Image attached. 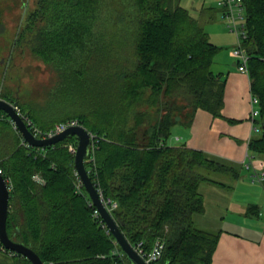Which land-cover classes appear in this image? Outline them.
<instances>
[{"label": "trees", "instance_id": "obj_1", "mask_svg": "<svg viewBox=\"0 0 264 264\" xmlns=\"http://www.w3.org/2000/svg\"><path fill=\"white\" fill-rule=\"evenodd\" d=\"M243 4L242 45L261 128L248 147L264 158V0ZM5 31L0 8V34ZM222 50L180 0L175 6L170 0H34L7 59L0 47V78H11L16 52L29 51L55 72L56 84L43 106L21 102L7 88L0 97L42 129L77 119L95 134L89 175L131 244L143 241L148 251L162 239L163 254L151 264H212L220 234L194 224L205 210L199 188L218 182L209 172L233 167L170 139L198 110L225 118L226 78L212 69ZM0 138L2 146L11 144L0 150V169L12 186L10 238L45 264H131L76 175L69 149L75 136L46 148L26 146L4 120ZM0 264L32 263L0 244Z\"/></svg>", "mask_w": 264, "mask_h": 264}, {"label": "crops", "instance_id": "obj_2", "mask_svg": "<svg viewBox=\"0 0 264 264\" xmlns=\"http://www.w3.org/2000/svg\"><path fill=\"white\" fill-rule=\"evenodd\" d=\"M221 37L226 45L235 47L236 39L229 33ZM232 49L220 52L212 66L215 73L226 78L225 118H215L198 110L190 126L174 128V140L175 144L203 150L233 167V170L218 173L217 177L210 175L218 182L203 181L199 188L205 210L194 216V224L199 215L205 226L211 223L215 229L199 228L220 234L212 264H264V213L261 210L264 187L253 182L254 172L264 169V158L248 147L249 140L259 135L261 128L256 122L259 115L252 117L257 106L252 102L250 77L239 71ZM4 120L12 124L10 118L7 120L2 115L0 121ZM1 148L7 152L11 144L2 146L0 138ZM256 201L259 203L255 204Z\"/></svg>", "mask_w": 264, "mask_h": 264}, {"label": "rangeland", "instance_id": "obj_3", "mask_svg": "<svg viewBox=\"0 0 264 264\" xmlns=\"http://www.w3.org/2000/svg\"><path fill=\"white\" fill-rule=\"evenodd\" d=\"M219 1L220 0H180V4L190 9V11L199 18L201 25L208 32L211 42L220 45L223 48L222 51L228 52L234 47L226 45L223 41L226 37L221 36H226V34L229 33L235 39L236 37L235 34L230 31L227 22L223 18V10L219 5ZM22 2L23 0H0V8L3 9V20L6 25L5 33L0 34V47L2 46L4 48L3 56L5 59L10 55L12 41L21 24L22 17L25 15V11L33 6L34 0H27L24 6ZM176 2L177 0H170L172 6H175ZM15 55L16 56L11 60V68L8 70L11 78H8L4 83L0 78V93L4 88H7L15 92L21 102L30 103L35 106H43L46 102L49 90L56 84L57 75L29 51L23 53L16 52ZM25 116L29 117L28 115ZM79 125L87 128L80 122ZM88 131L90 135H94L92 138V143L94 144L95 134L89 129ZM175 135L176 133L174 132L170 139L171 144H175ZM209 174L213 178L219 175L217 172H209ZM257 185H259V183H257ZM258 203L259 201L255 202V204ZM199 217L198 215L196 226L211 230L215 229L213 227L215 225L211 223L205 226L204 223L200 221ZM133 247L135 248V245H133Z\"/></svg>", "mask_w": 264, "mask_h": 264}, {"label": "water", "instance_id": "obj_4", "mask_svg": "<svg viewBox=\"0 0 264 264\" xmlns=\"http://www.w3.org/2000/svg\"><path fill=\"white\" fill-rule=\"evenodd\" d=\"M15 104L0 97V114L5 112L14 121L19 132L27 143L32 147L46 148L55 145L68 137H77L78 144L74 154V164L76 172L85 187L91 202L97 208L103 223L114 236L131 264H148L135 250L131 242L119 228L117 222L103 201L100 193L92 181L87 170L86 161L91 155L92 137L84 126H70L60 134L53 137L41 139L37 138L28 128L23 118L17 113ZM10 189L9 184L3 174H0V242L8 250L17 254H22L28 258L32 264H45L41 257L30 247L10 238L7 232V218L9 214Z\"/></svg>", "mask_w": 264, "mask_h": 264}, {"label": "built area", "instance_id": "obj_5", "mask_svg": "<svg viewBox=\"0 0 264 264\" xmlns=\"http://www.w3.org/2000/svg\"><path fill=\"white\" fill-rule=\"evenodd\" d=\"M219 5L221 6V8L223 10L224 20L227 22V24L230 28V31L232 33H234L235 37H236V45L232 49L231 53L238 61L239 71L246 74V75H249V70H248L249 56H248L247 51L245 50V48L242 45V40L246 37V22H245L246 21V15H245V8H244L243 0H220ZM252 102H253V104L258 106V103H259L258 97L254 96L253 94H252ZM14 107H15L17 113L23 118V120L27 124L29 130L37 138H41V139L50 138V137H53L57 134H60L61 132H63L65 129H67L70 126L79 125V121L77 119H69L67 121L59 122L49 129H42V128L38 127L37 125H35L29 117H26L24 115V113L21 111L20 107H18V106H14ZM259 114H260V110L258 107L252 111V117H256ZM11 122H12L13 127L16 130H18L16 123L12 120H11ZM93 136L94 135L91 134L92 138H93ZM23 144H25L26 146H30L27 143V141L24 140V138H23ZM77 144H78V140H77ZM77 144L74 145L73 143H71L69 145L70 151L74 154L76 151ZM93 149H94V144L92 143L91 155H92ZM91 155L87 158L86 162L93 160V157ZM0 174H2L1 169H0ZM76 175L79 178L77 172H76ZM34 179H36L37 181H39L41 183L44 182L41 179V177L37 174L34 175ZM79 181L81 182L80 178H79ZM7 182L9 184V189L11 191L12 186L8 180H7ZM253 182H257L264 187V169H260L258 171L256 170L254 172ZM99 193H100V191H99ZM100 196L102 197L101 193H100ZM102 199H103V197H102ZM103 201H104V199H103ZM104 202L107 205V203H109L110 201H108V202L104 201ZM114 206H115V204H114ZM107 207H108V205H107ZM261 210L264 213V201H263V204L261 206ZM95 215H97V216L100 215L97 208L95 210ZM104 226H105V224H104ZM0 244H1V242H0ZM2 247H3L4 251L8 250L3 245H2ZM164 247H165V245H164V242L162 241V239H157L151 250L147 251L144 249V242L143 241H139L135 245V250L141 255V257L148 264H151L152 262L160 259V257L163 254ZM8 251H10V250H8ZM10 252H13V251H10ZM13 253H15V252H13Z\"/></svg>", "mask_w": 264, "mask_h": 264}]
</instances>
